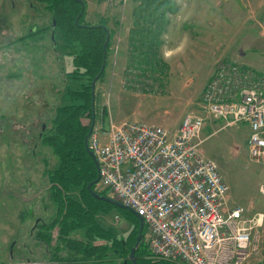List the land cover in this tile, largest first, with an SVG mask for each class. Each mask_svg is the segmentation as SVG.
I'll return each mask as SVG.
<instances>
[{
	"label": "rangeland",
	"instance_id": "obj_1",
	"mask_svg": "<svg viewBox=\"0 0 264 264\" xmlns=\"http://www.w3.org/2000/svg\"><path fill=\"white\" fill-rule=\"evenodd\" d=\"M83 1V23L96 25L105 21L111 32L104 77L96 84L97 123L106 129L110 119L114 123L156 121L172 133L186 113L201 115L205 126L200 149L204 157L216 163L228 187L229 207L242 206L251 214L264 211V196L258 192L264 184V164L249 155L248 124L226 125L201 105L210 71L219 61L243 68L248 74L247 83L258 78L264 84V72H260L263 68L259 67L263 60L256 54L249 65L243 62L242 66L236 56L243 45L244 49L253 48L255 40L252 39L259 32L264 33V12H257L264 8V0H173L172 7L179 5L181 12L164 16V25L172 29L162 51L158 49L162 65L154 73H144L130 64L131 38L135 36L132 30L140 0H126L124 6L122 0ZM183 7L187 11L185 21L182 16L177 17ZM46 8L38 0H0V250L6 247L11 254L13 249L22 252L28 247L38 259L53 258L54 249L59 245L55 239L56 228L53 229L55 242L49 247L39 243L30 232L36 217L50 223L55 209L46 171L56 167L57 158L42 144L41 138L49 133L55 108L63 103L67 85L64 74L73 70L71 58L55 52L56 45L51 41L52 14ZM211 21L213 24L228 22L225 29L212 32L216 34L212 42L207 38V32L213 29L208 27ZM183 25L189 26V30L184 33L186 44L178 50L174 44ZM245 25L253 28L247 31ZM247 34L251 38L244 40ZM235 37L239 40L235 41ZM226 46H231L232 51L228 53L231 60L226 59V52L219 55ZM202 57L209 59L208 65L198 63V68L193 61ZM144 80L150 82L147 90H143ZM81 122L91 125L87 116ZM109 196L113 197L111 193ZM25 199L27 202L22 203ZM130 218L112 205L99 215L98 223L127 238L132 230ZM83 234L76 231L70 238L81 240ZM65 253L61 251L59 256ZM1 258L4 259L1 256L0 262ZM27 259L30 257L23 258ZM148 259L158 264H185L180 259L155 258L150 251Z\"/></svg>",
	"mask_w": 264,
	"mask_h": 264
},
{
	"label": "built area",
	"instance_id": "obj_2",
	"mask_svg": "<svg viewBox=\"0 0 264 264\" xmlns=\"http://www.w3.org/2000/svg\"><path fill=\"white\" fill-rule=\"evenodd\" d=\"M211 79L202 108L226 125L247 123L249 155L264 164L263 82L247 83L240 67L228 63H219ZM204 126V118L193 112L172 133L135 120H109L106 129L95 123L88 147L99 165L98 190L143 218L155 258L264 264V211L229 207L228 187L216 163L200 149ZM258 192L264 196V184Z\"/></svg>",
	"mask_w": 264,
	"mask_h": 264
},
{
	"label": "trees",
	"instance_id": "obj_3",
	"mask_svg": "<svg viewBox=\"0 0 264 264\" xmlns=\"http://www.w3.org/2000/svg\"><path fill=\"white\" fill-rule=\"evenodd\" d=\"M101 1V0H100ZM55 20L54 38L57 53L71 58L73 70L64 74L67 85L63 103L55 108L49 133L41 138L44 146L51 149L57 158V165L46 171L50 198L55 204L56 215L52 222L42 225L47 232H40L41 240L50 245L51 231L57 229L59 242L54 249V264H131L128 259L130 250L136 241L139 230L138 219L128 211L132 230L127 238L113 228H106L100 223L99 215L106 213L109 203L96 200L87 185L97 176L95 164L85 149L84 138L89 126L81 120L85 116L91 119V82L99 73L103 63V43L106 32L102 28H92L95 24L83 23L85 9L75 0H38ZM135 13L134 28L131 38V60L136 69L154 73L161 69L158 60L159 36L164 25V16L175 13L173 0H140ZM104 25L100 21L96 25ZM89 26V27H88ZM52 28V25H51ZM111 33V32H110ZM109 50V45L107 52ZM162 62V61H161ZM145 69H144V68ZM147 67V68H146ZM150 69V70H149ZM104 77V72L97 83ZM96 106V94H95ZM92 189L100 195L109 196L107 191ZM110 197V196H109ZM98 217V220H97ZM83 231L82 239H71L70 235ZM146 237V229L143 231ZM102 241V245H94ZM65 251V256L59 252ZM137 264H158L148 259V243L143 239L136 251Z\"/></svg>",
	"mask_w": 264,
	"mask_h": 264
},
{
	"label": "crops",
	"instance_id": "obj_4",
	"mask_svg": "<svg viewBox=\"0 0 264 264\" xmlns=\"http://www.w3.org/2000/svg\"><path fill=\"white\" fill-rule=\"evenodd\" d=\"M177 2H178V0H176ZM175 2V1H174ZM175 4V3H174ZM178 6L179 5H175V13H178L179 12V10H180V8L178 9ZM183 6V5H182ZM213 7V6H212ZM186 9V7L184 8H182V10H183V12L181 13V14H177V17L178 18H180V16H182L181 18H182V20L183 21H185L186 19H188L187 18V16H185V14L187 13V11L185 12L184 10ZM213 9H214V7H213ZM181 12V11H180ZM179 12V13H180ZM258 14H259V12L261 13V14H263V12H264V8H260V9H258ZM183 14H184V16H183ZM227 16H231V12H229L228 14H227ZM166 23V22H165ZM168 23V22H167ZM171 23V22H170ZM184 23V22H183ZM204 23V22H203ZM225 23H228V22H222V23H220V24H213V21H211L210 23H209V25H208V27H213V29L211 30V31H208L207 33H208V37L207 38H209V40L212 42L213 40H214V36L216 35L215 34V32L214 33H212L213 31H215V30H219V29H225L226 27L224 26L225 25ZM251 23H253V24H255V22L254 21H252ZM255 26V25H254ZM182 30H181V33L180 34H178L177 36H176V40H175V43L176 44H174V46H175V48L176 49H178V50H180L181 49V47H183L184 46V44H186L185 42H184V40H187V37H185L184 36V33L185 32H187L186 30H189L188 28H189V26H186V25H183L182 26ZM196 28V27H195ZM253 27L252 26H246L245 25V28L244 29H246L247 31H250L251 29H252ZM171 29H172V27L170 26L169 28H167L166 27V25H163V28H162V31H161V34H160V36H159V47H158V49L159 50H161L162 51V48L165 46V43H166V40H168V38L170 37L169 35H170V33H171ZM224 33V32H223ZM225 34V33H224ZM264 36V33H260L259 32V34H258V37H256V38H254V39H252V40H255L253 43H252V46H253V48H251V47H249V49H244L243 48V46H241V49H238L237 50V54L238 55H236L238 58H239V60H240V62H241V64H242V66H244V63H246V64H248L249 65V62H251L252 60H250V59H253V57L257 54V56H259V58H261L262 60H263V62H262V64H260V66L259 67H262L263 69L261 70V69H258V71H260V72H264V38L263 37H261L262 35ZM226 35V34H225ZM247 38H251L250 37V35L249 34H247L246 35V38L244 37V40L245 39H247ZM261 38H262V40H261ZM239 40V37L237 38V37H235V41H238ZM215 45L213 44V47H214ZM216 49H218V47L216 46ZM232 51V49H231V46H226V49H224V51H222L219 55H226V54H228L229 52H231ZM224 52H226V54H224ZM213 53H215L214 51H213ZM231 54H228L227 55V57L228 58H226V59H229V60H231ZM222 57V56H221ZM234 57V56H233ZM223 59H225V58H223ZM207 61H209V59L208 58H205V57H202V58H198V59H195L193 62H196V65H198V63H199V65H200V63H204L205 62V65H208V64H206V62ZM237 62H239V61H237ZM244 62V63H243ZM211 63V62H210ZM219 63H223L222 61H219L217 64H216V66H215V69L217 68V66H218V64ZM195 65V64H194ZM199 65H198V68H199ZM202 69V68H201ZM201 69H199V70H201ZM209 69H211V68H209ZM215 69H213V70H211L210 71V76H209V79L207 80L208 82H207V84H206V86H205V88L203 89V91H202V95H203V92H204V90L206 89V87H207V85L211 82V78H212V76L214 75V73H215ZM241 70H242V72H243V74H244V80L245 81H247L248 82V76H247V73L245 72V70L243 69V68H241ZM214 72V73H213ZM145 78L147 79V76H145ZM144 78V79H145ZM149 81L148 80H144L143 81V90H147L149 87H150V85H149ZM201 103H202V96H201ZM111 120V119H110ZM112 121V120H111ZM136 121V120H135ZM98 121L96 120L95 121V123H97ZM144 122H146V121H144ZM94 123V124H95ZM121 123V122H120ZM147 123H150V122H147ZM150 124H156V125H160V124H158L156 121L155 122H151ZM102 125V124H101ZM31 152H32V155H35V150L34 149H32L31 150ZM48 189H49V185H48ZM24 202H27L26 201V199L24 200V201H22V203H24ZM48 211V210H47ZM49 212V211H48ZM55 215H56V207H55V209H54V217H53V219L50 221V222H52L53 220H54V218H55ZM43 222V223H42ZM34 227H33V229L30 231L31 232V236H33L34 237V239H36L37 241H39V243H42V244H44V245H46V243H44L42 240H41V238L39 237V233L42 231V232H47V230L46 229H44L43 228V226L42 225H46L45 223H47V224H49L48 222H45L41 217H36V219H35V221H34ZM55 230H57V229H55ZM54 230V231H55ZM54 231L52 230L51 231V243H50V246H51V244H52V242L56 239L55 238V236H54ZM34 234V235H33ZM55 238V239H54ZM55 242V241H54ZM47 246V245H46ZM48 247H49V245H48ZM25 253H27V255L25 254ZM29 253H31L30 255L31 256H29L28 254ZM32 253L35 255V252H32V251H30V248H28V247H24L23 249H22V252H18L17 250L15 251L14 249H13V251L11 252V254H9V250H8V248H6V247H4L3 248V250H0V257L2 256L4 259H2V261L0 262V264H54V262H53V260H52V258H49V256L47 257V259H42V258H40V259H38V257L37 256H34V255H32ZM22 256H23V258L25 259V256H28V257H30V259H27V260H23V258H22ZM40 260V261H39Z\"/></svg>",
	"mask_w": 264,
	"mask_h": 264
},
{
	"label": "water",
	"instance_id": "obj_5",
	"mask_svg": "<svg viewBox=\"0 0 264 264\" xmlns=\"http://www.w3.org/2000/svg\"><path fill=\"white\" fill-rule=\"evenodd\" d=\"M76 2H78L80 5H81V12L80 14L78 15L77 19H76V24L78 25V20L79 18L81 17L84 9H85V3L83 0H75ZM55 20L53 19L52 20V28H51V41L53 42V45H56V42H55V39H54V28H55ZM89 27V26H88ZM102 28L105 30L106 32V39L103 43V63L101 65V68H100V71L99 73L93 78L92 82H91V97H92V101H91V107H92V117H91V125L89 127V130H88V133L86 134L85 138H84V145H85V149L86 151L88 152V154L91 156L94 164H95V167H96V171H97V176L96 178L91 181L88 185H87V188L88 190L90 191L91 195L96 199V200H99V201H103V202H106V203H109L119 209H122V210H125V211H128L129 213H131L132 215H134L138 221H139V230H138V236L136 237V241L134 243V245L132 246L131 250H130V253H129V256H128V259L131 261V264H137V259H136V251L139 249V245L141 243V241L144 239V234H143V231H144V221H143V218L141 216H139L134 210L130 209L129 207L123 205L122 203H120L119 201H117L116 199L112 198V197H109V196H104V195H100L98 194L97 192H95L92 187L94 185H97L98 182H99V165H98V162L96 160V157L95 155L92 153V151L89 149L88 147V139H89V136L91 134V131H92V127L96 121L95 119V114H96V108H95V94H96V84H97V81L99 80L100 76L102 75V73L105 71V68H106V61H107V48H108V45H109V42H110V32L109 30L107 29L106 26L104 25H95V26H92V28ZM55 50V48H54ZM127 261H125L123 264H126Z\"/></svg>",
	"mask_w": 264,
	"mask_h": 264
}]
</instances>
